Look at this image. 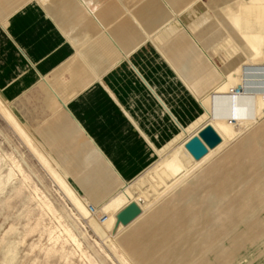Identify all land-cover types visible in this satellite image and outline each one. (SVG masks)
I'll use <instances>...</instances> for the list:
<instances>
[{"label":"crops","instance_id":"obj_1","mask_svg":"<svg viewBox=\"0 0 264 264\" xmlns=\"http://www.w3.org/2000/svg\"><path fill=\"white\" fill-rule=\"evenodd\" d=\"M199 2L0 0L1 99L54 163L75 166L69 179L114 182L105 202L201 123L213 90L243 62ZM254 73L246 88L259 91ZM258 131L252 140L263 143L264 123ZM174 204L127 234L144 261L161 264L155 230Z\"/></svg>","mask_w":264,"mask_h":264},{"label":"rangeland","instance_id":"obj_2","mask_svg":"<svg viewBox=\"0 0 264 264\" xmlns=\"http://www.w3.org/2000/svg\"><path fill=\"white\" fill-rule=\"evenodd\" d=\"M233 1L239 6L247 2V0H200L199 4L201 5L202 2H204L206 4L205 10L207 15L217 26L221 24L224 29H226L227 26V30L230 32V28L237 29L238 27L237 19L232 14L234 10L226 7V5L232 6L234 4ZM256 1L259 2L260 10L264 13L263 2L261 3L260 0ZM230 38L234 43V39L232 37ZM242 40L244 42L248 41L247 39ZM250 45V42L244 45V48L250 55L252 57L260 55V52ZM237 58L245 59L240 50L237 51ZM261 68H263V66L248 69V71H252L251 78H256L258 75L254 72L260 73L262 71ZM244 70L245 72L247 71L246 68ZM260 76L259 74V77ZM260 78V80L263 81L264 75ZM244 79L245 86L243 88L233 82H227V79L225 80L226 83L224 82L225 84L223 85L227 97H231L234 100L227 101L226 110H224V108L220 109V111L224 110L223 113L216 114L215 112L206 115V108L203 109L204 118L199 125L209 121L208 124L212 126L221 138V143L214 149L208 150L206 156L201 160L192 163L187 175V180L180 186V190H176L174 194L168 196L160 203L159 201L156 202L154 205L159 203L156 207L153 205L155 208L152 212L163 203L175 198L176 205L173 208L174 210L162 222V225L156 227L155 230L157 241L156 248L158 249L157 255L160 257L161 264H174L175 260L172 259V257H182L183 254L186 253L183 252L184 250H193L195 247L194 245H196L195 243L198 242L199 237H201L204 231L208 229L212 231L220 227H223L220 235L210 240L206 246L208 249L202 254L201 251L196 253L190 260V262H192L191 264H198L210 253L218 250L220 245H222L224 250L230 249L236 251V253L234 252L235 254L233 253L230 256L221 258L220 261L224 260L223 262L228 264H238L239 261L241 262L239 264H264V224L259 223V225H254L259 219L264 217V142L248 139L250 134L262 127L264 117L261 116L262 118L260 120L256 118L255 122L247 123L244 130L235 133L231 138L223 142L224 132L238 122V119H231L229 117L231 103L234 101V105L238 102L248 105L251 104L249 94L251 90L247 89L246 85H251L253 82H251L250 79ZM259 84H261V82H257V85ZM251 93L256 94L260 92L252 91ZM9 114L11 115L10 117ZM245 116L246 112L242 111L241 117ZM257 121L258 123L255 124ZM14 123L18 124V126L24 130L27 138L32 142L31 146H29L18 133ZM252 125L254 126L252 127ZM198 126L189 133L187 129L185 135L181 133L180 142L174 147L175 151L171 152L170 150V152H166L167 154L165 153L166 155L163 154L165 156L158 159L157 162L146 170L137 180L128 184L127 187L120 190L115 196L105 202L116 192L117 185L113 182V184L111 183V185L105 187V185L97 179H87L83 181L69 179V176H75V166L54 163L47 152L25 131L15 116L13 117L7 104L0 97V264H125L122 259L110 249L108 243L101 239L97 234L96 228L90 225L87 219L80 213L72 199L64 192L63 188L55 180L49 167L45 165L41 158L49 163L66 189L71 190L85 206L92 205L97 212H99L103 208L111 206L116 197L126 196L128 193L127 188L129 187L132 190H136V192L142 191L143 188L137 187L139 183L146 177L156 178L158 167L170 164L171 158L176 157L180 153L178 145L184 141L183 139L187 137V135H196L200 128ZM13 162L18 164L20 172L13 166ZM247 170H250L248 175ZM245 174L246 177H244ZM85 176L90 177L91 175ZM218 176L226 179L227 182L223 184L221 186L222 188L217 192V196L219 192L220 196L210 197L209 192H207L209 189L206 184H210L211 182L216 183L218 181ZM207 178H209V180ZM227 188L230 189L228 190ZM86 189L93 192L96 197H88L86 195ZM199 191L200 193L197 194ZM221 192L223 194H221ZM233 194L234 196H232ZM257 194L258 197L253 205L251 207H246V210L240 214V216L232 219L236 214L234 212H237L238 208L246 206L253 198V195ZM139 203H144V200L139 199ZM201 207L203 211L200 210ZM223 207L226 208L224 209ZM185 212L188 213V216L190 215L188 218L189 221L186 218L187 214ZM205 212H208V214L210 213L208 223H205V226L200 229L201 233L198 232L193 238L190 237V233L188 234V230H186L188 222L190 224L193 219L199 220ZM91 218L95 219L97 222L99 221V219L93 215H91ZM141 222H138L135 226ZM135 226L122 231L115 239H110L117 253L121 255L128 264L137 263L121 247L120 240L131 232ZM170 226H174L173 232L169 230ZM243 227L246 228L244 231L248 230V235L237 240L233 238V235ZM62 230H65L64 233ZM68 234L72 235L75 240H71ZM254 234L256 235L254 236ZM219 239L221 240L219 241ZM65 240H67L66 243H64ZM177 240L180 243L179 248H175L174 252L169 253L167 249L173 245V242H175L176 246ZM180 249L183 250L180 251ZM258 250H261V252ZM251 251L252 253L250 254ZM180 252L182 255H180ZM162 255L164 257H162ZM251 257H253L252 260ZM247 258L254 263L247 261ZM154 262L155 261L150 262V264Z\"/></svg>","mask_w":264,"mask_h":264},{"label":"bare ground","instance_id":"obj_3","mask_svg":"<svg viewBox=\"0 0 264 264\" xmlns=\"http://www.w3.org/2000/svg\"><path fill=\"white\" fill-rule=\"evenodd\" d=\"M229 1V0H227ZM261 3L263 2L264 4V0H260ZM233 5L232 6H227L228 8H231L233 13V16L237 19V29H233L230 28V36L234 39L235 43L238 45L239 50L242 52L243 56H244V60L242 62V64L234 71L232 72L229 76H227V82H233L236 85H239L241 88H243L245 79H252L251 78V74L252 71H248V69H252V68H257V66H263L262 71L260 72L261 76L264 75V13L261 12L260 10V4L259 2H257L256 0H247V2H245V4H243L242 6L237 5L234 1H233ZM258 3V4H257ZM226 4V1H225ZM229 4V3H228ZM242 39H247L248 41L244 42ZM242 40V41H241ZM262 40V42H261ZM249 42L251 43L250 46H253L256 50H258V52H260V55L256 56V57H252L250 55V53L244 48L245 44H249ZM252 48V47H251ZM247 69V71L245 72L244 69ZM260 69V68H259ZM258 69V70H259ZM260 76V77H261ZM246 79V80H247ZM253 82V81H252ZM226 83V81H225ZM223 83V84H225ZM256 83V82H253ZM219 86L218 88H216L215 90H213V92L211 93L209 100H208V105L206 108V115H210L209 113H215L216 114H221L224 112V110L227 109V101L230 100H234L231 97L228 98L227 97V93L226 90L224 88V85ZM252 85V83H251ZM255 85V84H254ZM258 87V86H257ZM259 92L260 93H251L252 91H250V98H251V104H246V103H237L234 105V101L233 103H231V108L230 110V114L229 117L231 119H238V122L231 128H228L225 132H224V139L223 142L227 141L229 138L232 137V135H234L235 133H239L240 131L244 130V128H246V124L247 123H251V122H255L256 118L257 120L261 119L262 117H264V80L261 81V87L259 88ZM252 90V89H251ZM209 96V95H208ZM222 111H220V109H223ZM242 111L246 112V116L245 117H241L242 115ZM11 115L9 114V117ZM262 116V117H261ZM210 118V117H209ZM210 120V119H209ZM209 121L199 125L198 127H200L198 130L199 132L204 128V126L209 125L208 124ZM258 121L255 123L257 124ZM254 124V125H255ZM252 125V127L254 126ZM14 126L16 128V130L18 131V133L21 135V137L25 140V142L31 146V141L27 138L24 130H22L18 124L14 123ZM210 126V125H209ZM212 127V126H211ZM251 128V127H250ZM262 127H260L258 130H260ZM256 130L255 133L252 135V137H256L257 134L259 133V131ZM215 131V130H214ZM198 132V133H199ZM198 133L196 135H192L189 134L187 135V137H185L183 140V142L181 144H179V148H180V153L174 157L171 158L170 164L169 165H163L162 167H158L157 169V177L156 178H148L146 177L144 180H142L139 185L137 187H141L143 188L142 191L140 192H136V190H132L129 188H127V194L126 196H118L116 197L115 201L111 204V206H107V208H103L101 211H99L97 213L98 215V219L99 221L97 222L95 219L91 218V215L88 212L87 207L72 193L71 190H68L64 187V185L62 184V181L59 179V177H57V175L54 173L53 168L49 165V163L45 162V160H43L41 158V160L45 163V165L47 167H49V169L51 170L52 174L55 177V180L58 182V184L63 188L64 192L72 199V201L74 202L75 206L77 207V209L80 211V213L84 216L85 219H87L88 223L92 226H94L97 230V234L101 237V239H103L104 241H106L110 247V249L117 254L123 261V263L128 264L125 259L119 255L115 249V247L113 246V244L111 243L110 239H115L118 235H120V233L126 229L131 228L133 225H135L137 222H139V220H141V218H143V216L149 214L150 212H152V210L161 202L163 201L165 198H167L168 196L174 194V192L176 190H180V186H182L185 181L187 180V175L190 171L191 165L192 163H195V160H193V158L190 156V154L187 152V150L185 149V144L187 143V141L194 137L197 136ZM219 136V135H218ZM252 137L250 139H252ZM221 139V138H220ZM221 143V141H220ZM219 143V144H220ZM218 144V145H219ZM217 145V146H218ZM216 146V147H217ZM214 149V148H213ZM211 150V149H210ZM175 151V149L173 148L171 150V152ZM171 156V155H170ZM206 156V155H205ZM204 156V157H205ZM202 159V158H201ZM200 159V160H201ZM199 161V160H198ZM224 165V164H222ZM13 166L16 167V169L19 170V166L17 163L13 162ZM250 166V165H249ZM254 167V166H252ZM247 168V167H246ZM253 169V168H252ZM250 171V170H249ZM247 170V175L248 172ZM20 172V170H19ZM212 172V170H211ZM213 173V172H212ZM228 174V173H227ZM244 176V175H243ZM242 176V177H243ZM246 177V174L245 176ZM199 178V177H198ZM218 181L216 183H210V184H206L209 191V196L210 197H215L217 196V192L220 190V188H222L221 186L223 184H225L227 181L224 178H220V176L217 177ZM209 180V178H207ZM206 179V180H207ZM233 179V178H232ZM201 181V180H200ZM234 182V181H233ZM240 182V181H237ZM202 183V182H201ZM233 184V183H231ZM230 184V185H231ZM188 185V184H187ZM234 185V184H233ZM232 185V186H233ZM229 187V186H227ZM200 188V187H199ZM187 189V188H186ZM194 189V188H192ZM228 189V188H227ZM230 189V188H229ZM228 189V190H229ZM236 189V188H234ZM255 189V188H254ZM191 190V189H190ZM197 190V189H196ZM203 190V189H202ZM243 190V189H242ZM227 191V190H226ZM252 191V190H251ZM249 191V192H251ZM191 192V191H190ZM225 192V191H224ZM230 192V191H229ZM200 193L197 192V194ZM232 193V192H231ZM189 194V193H188ZM221 194H223L221 192ZM253 194V193H250ZM194 195V193H193ZM239 195V194H238ZM246 195V194H245ZM183 196V195H182ZM188 196V195H187ZM198 196V195H197ZM202 196V195H201ZM206 196V195H204ZM220 196V192L219 195ZM217 196V197H218ZM234 196V194L232 195ZM252 196V195H251ZM186 197V196H185ZM192 197V196H191ZM238 197V196H237ZM258 197L257 195H253V198L250 200V202L244 206V207H240L237 209V212L232 219L240 216V214H242L245 210L246 207H251L253 205V203L256 201V198ZM236 198V197H235ZM242 198V197H241ZM139 199H143L144 203H139ZM206 199V198H205ZM218 199V198H217ZM229 199V198H228ZM187 200V199H186ZM185 200V201H186ZM159 203L157 205H154L156 202ZM197 201V200H196ZM204 201V200H203ZM130 202H136L139 207L141 208L142 214L135 220L133 221L130 225H128L127 227H122L121 225H118V227L115 228L116 226V215ZM222 202V201H221ZM197 203V202H196ZM242 203V202H241ZM153 205L155 207H153ZM176 205V204H174ZM198 205V203H197ZM49 206V205H48ZM47 206V208H48ZM237 206V205H235ZM45 207V206H44ZM153 207V208H152ZM171 207V206H170ZM173 207V206H172ZM224 208V207H223ZM226 208V207H225ZM224 208V209H225ZM231 208V207H230ZM234 208V207H233ZM204 209V208H203ZM42 210V208H41ZM47 210V209H46ZM50 210V208H49ZM174 210V209H173ZM202 210V207L201 209ZM199 210V211H200ZM219 210V209H217ZM234 210V209H233ZM170 211V210H169ZM203 211V210H202ZM221 211V210H220ZM48 212V211H47ZM182 212V211H181ZM201 212V211H200ZM199 212V213H200ZM226 212V211H225ZM187 214V212H185ZM51 214V213H49ZM183 214V213H182ZM201 214V213H200ZM223 214V213H222ZM226 214V213H225ZM227 215V214H226ZM180 216V215H179ZM192 216V215H191ZM210 213L208 214V212H205L203 216H201L199 218V220L193 219L190 224H188L186 226V230H188V234L190 235V237H194L195 235L198 234V232H200V229H202L205 226V223H208V219H209ZM221 216V215H220ZM148 217V216H147ZM230 217V216H229ZM192 218V217H191ZM225 218V217H223ZM148 220V219H147ZM231 220V219H230ZM189 221V220H188ZM186 223V222H185ZM184 223V224H185ZM189 223V222H188ZM223 223V222H222ZM259 223L264 224V217L259 219L256 223H254V225H259ZM147 224V222H146ZM211 225V224H210ZM221 225V224H220ZM150 226V225H149ZM148 227V225L146 226ZM179 227V225H178ZM138 228V227H137ZM149 228V227H148ZM147 228V230H148ZM184 228V227H183ZM207 228V227H206ZM223 227L220 228H216L214 230H207L204 231V233L201 235V237H199L198 242L195 243L196 245H194L193 250L190 249H186L183 252H186L184 255V259L183 261H174V264H191L192 262H190V260L192 259V257L198 253L199 251H201V254L208 249V247L206 248L207 244L210 242V240L218 237L222 231ZM251 228V227H250ZM253 228V227H252ZM140 227L138 228L139 231ZM143 229V226L141 225V229L139 232H141ZM182 229V228H181ZM180 229V230H181ZM246 228L243 227L241 230H239L235 235H233V238L237 239H241L244 238L248 235V230L244 231ZM248 229V228H247ZM260 229V228H259ZM258 229V230H259ZM264 229V227H263ZM144 230V229H143ZM150 230V229H149ZM170 230V229H169ZM205 230V229H204ZM63 231V230H62ZM65 231V230H64ZM63 231V233H64ZM135 230H133L134 232ZM132 232V233H133ZM136 232V231H135ZM134 232V233H135ZM263 232V231H262ZM261 232V233H262ZM68 233V232H67ZM125 235L121 240H120V245L121 247L124 249V251L129 254L131 256V258L133 260L136 261L137 264H150V260L149 261H144V253H140V251L142 250V248L140 249L138 246V243L140 244V241L137 242L134 238V235ZM137 233V232H136ZM144 233V231H143ZM201 233V232H200ZM260 233V234H261ZM71 240H75L73 238L72 235L68 234ZM138 235V234H137ZM185 235V234H184ZM183 235V236H184ZM256 234H254L255 236ZM264 235V234H263ZM261 235V236H263ZM133 236V237H132ZM253 236V237H254ZM141 237V235H140ZM144 237V236H142ZM141 237V238H142ZM198 237V236H197ZM252 237V238H253ZM251 238V237H250ZM58 239V238H57ZM56 239V240H57ZM181 239V238H180ZM59 240V239H58ZM191 240V239H190ZM193 240V239H192ZM221 239H219L220 241ZM67 240H65L64 243H66ZM189 241V240H188ZM193 242V241H192ZM249 242V241H248ZM253 242V241H252ZM68 243V242H67ZM185 243V242H184ZM254 243V242H253ZM258 243V242H256ZM74 244V243H73ZM186 244V243H185ZM248 244V243H247ZM76 245V244H75ZM147 245V244H146ZM152 245V244H151ZM192 245V244H191ZM246 245V243H245ZM148 246V245H147ZM180 246V245H179ZM242 246V245H240ZM147 248V247H146ZM149 248V247H148ZM155 248V247H154ZM175 248L178 249V244L172 245L170 248H168L167 250H169V253H172L175 251ZM182 248V247H181ZM218 250H215L214 252L210 253L205 259H203L202 261H200L198 264H228L226 262H223L222 260L220 261L221 258H224L225 256H230L231 254H233L234 252L236 253V251L233 250H224V248L222 247V245H220L218 247ZM233 248V246H232ZM249 248V246H248ZM255 248V247H254ZM261 248V247H260ZM217 249V248H216ZM226 249V248H225ZM256 249V248H255ZM140 250V251H139ZM144 250H147L144 248ZM183 249H180V251H182ZM246 250V248H245ZM263 250V249H261ZM261 250H258L261 252ZM264 251V250H263ZM158 252V251H157ZM178 252V250H177ZM161 253V252H160ZM168 253V254H169ZM234 253V254H235ZM252 253V251L250 252V254ZM82 254V253H80ZM178 254V253H177ZM255 254V253H254ZM264 254V253H263ZM180 255H182V253L180 252ZM245 255V254H244ZM258 255V253H257ZM174 256V255H172ZM247 256V254H246ZM245 256V258H246ZM250 256V255H249ZM162 257H164L162 255ZM239 257V256H238ZM248 257V256H247ZM177 258V256H176ZM179 258V257H178ZM253 257H251L252 260ZM171 259V258H170ZM243 259V258H242ZM248 259V258H247ZM256 259V258H255ZM262 259V258H260ZM239 260V259H238ZM249 261V259L247 260ZM257 261V260H254ZM167 262V261H166ZM172 262V261H171ZM190 262V263H189ZM223 262V263H222ZM237 262V261H236ZM243 262V261H242ZM250 263H254L249 261ZM248 262V263H249ZM170 263V260H169ZM173 263V262H172ZM241 263L240 261L238 262V264ZM152 264H156V263H152ZM168 264V263H167ZM171 264V263H170ZM233 264V263H231Z\"/></svg>","mask_w":264,"mask_h":264},{"label":"water","instance_id":"obj_4","mask_svg":"<svg viewBox=\"0 0 264 264\" xmlns=\"http://www.w3.org/2000/svg\"><path fill=\"white\" fill-rule=\"evenodd\" d=\"M221 139L214 129L207 125L197 136L190 138L185 144V149L193 158L198 161L203 158L208 150L215 148ZM142 214L141 208L136 202H130L116 215V227L121 225L127 227Z\"/></svg>","mask_w":264,"mask_h":264},{"label":"built area","instance_id":"obj_5","mask_svg":"<svg viewBox=\"0 0 264 264\" xmlns=\"http://www.w3.org/2000/svg\"><path fill=\"white\" fill-rule=\"evenodd\" d=\"M86 207H87V209H88L89 214L95 216L97 219L99 218L98 215H97L98 212H97V210L95 209L94 206H92V205H87Z\"/></svg>","mask_w":264,"mask_h":264}]
</instances>
